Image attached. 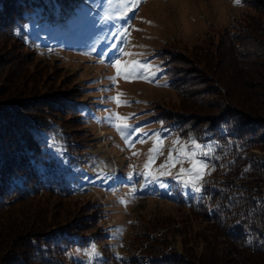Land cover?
Wrapping results in <instances>:
<instances>
[{
    "label": "rangeland",
    "instance_id": "1",
    "mask_svg": "<svg viewBox=\"0 0 264 264\" xmlns=\"http://www.w3.org/2000/svg\"><path fill=\"white\" fill-rule=\"evenodd\" d=\"M67 1L70 7L61 9L44 0L49 11L44 13L38 9L25 15V22L15 31L19 41L8 39L0 43V55L7 52L12 62L5 76H0L3 78L0 80L1 99L18 100L21 90L24 94L21 98H32L35 104L45 105V109L37 112L38 120H43L45 127L36 130V137L40 139L37 148L43 149L34 154L31 162L35 165H21L23 172L12 176L11 181L19 182L14 186L19 194L20 184L30 179L25 168L34 166L41 172H36L35 182L40 180L45 191L52 189L51 192L34 193L10 210L15 208L12 213L24 214V217L35 214L37 228L50 223H61L64 227L76 223L80 224L78 228L85 227L81 232L67 231L76 239L64 242L66 264H74L75 259L83 264H127L124 262L127 259L125 246L142 239L139 231L154 232L157 227H162L163 234L154 232L153 235L162 237L179 252L191 247L199 252L204 244L203 235L191 242L187 236L206 233L209 225L201 214L189 208L193 202L209 200L216 209L221 197L185 190L173 176L161 177L169 189L155 184L144 186L138 175L131 181L127 178L133 174V166L135 173L144 171L149 149L154 147L157 135L163 141V155L155 160L154 168L165 163L173 140L194 137L190 131L196 127L195 119L187 123H184L185 118L178 123L169 121L172 113L185 112V107L181 96L169 86L161 52L168 49L166 51L189 55L190 50L205 39L216 40L220 29L228 27L249 9L241 0L239 3L236 0H147L129 13L128 20L99 22V10L94 9L89 0ZM123 27H128L130 33L126 38L128 43L110 34ZM113 42L117 48L123 47L133 54L122 57V63L133 59L158 68L154 78L150 82L137 80L132 83L118 79L113 85L108 77L115 75V69L108 67L107 62L119 53L112 49L105 57V64L98 62L100 53L109 49ZM93 46L96 51L91 56L84 55ZM4 61L1 62L0 57V64H10ZM120 92L126 93L123 99H127L130 106L117 108L110 102L109 98ZM67 99L78 102L74 110L65 106ZM105 109H113L122 116L134 114L130 124L138 132L130 137L131 148L104 121L109 115ZM196 140L211 146L210 155L199 158L209 165V174L204 176L201 187L205 183L222 181L220 173L224 165L220 167L213 162L215 146ZM21 147L16 158L21 155ZM252 153L264 159L263 152L253 150ZM184 167L191 166L185 164ZM179 168L177 165L171 169L173 175ZM137 180L140 182L136 183ZM77 234L85 237L79 238ZM251 241L252 236H249L248 242ZM93 243L100 257L89 262L87 250ZM144 243L154 245L151 239ZM141 250L144 249L138 248L133 254L140 262Z\"/></svg>",
    "mask_w": 264,
    "mask_h": 264
},
{
    "label": "trees",
    "instance_id": "2",
    "mask_svg": "<svg viewBox=\"0 0 264 264\" xmlns=\"http://www.w3.org/2000/svg\"><path fill=\"white\" fill-rule=\"evenodd\" d=\"M241 1L252 12L245 11L241 18L220 29L216 40L205 39L189 55L168 49L161 52L169 86L181 96L185 107V112L172 113L169 121L178 123L185 118L187 123L195 119L196 127L190 134L212 143L213 162L224 165L222 181L205 183L202 188L206 196L212 193V197H221L219 206L214 209L211 201L201 200L189 208L201 214L209 226L206 233L187 238L191 242L203 235L204 244L199 252L192 244V249L179 252L162 237L153 235H162V227L154 232L139 231L142 239L136 240L133 247L125 246L127 264H264V159L252 153H264V0ZM49 4L61 9L70 7L67 0H49ZM38 9L49 11L44 0H0V43L19 41L16 29L25 22V15ZM8 55H0L1 62L10 63L0 64L3 77L12 64ZM22 92L15 101L0 97V264H66L64 242L76 239L67 231L81 232L85 227L50 223L37 228L35 214L24 217L12 213L15 208L10 210L34 193L52 191H45L40 180L35 182L36 172H41L34 166L25 168L30 179L20 184L19 194L14 188L19 182L11 181L12 176L23 172L21 165H35L31 162L34 154L43 149L37 148L40 139L36 130L45 127L37 118L45 105L21 98ZM75 103L67 99L65 106L74 110ZM20 147L21 155L16 158ZM51 227L55 230L49 231ZM249 236L253 241L248 242ZM150 239L154 245L144 243ZM138 248L144 249L141 262L133 256ZM74 264L83 263L75 259Z\"/></svg>",
    "mask_w": 264,
    "mask_h": 264
},
{
    "label": "snow or ice",
    "instance_id": "3",
    "mask_svg": "<svg viewBox=\"0 0 264 264\" xmlns=\"http://www.w3.org/2000/svg\"><path fill=\"white\" fill-rule=\"evenodd\" d=\"M92 3L93 8L99 10V22L107 21H117V20H128L129 13L134 9H137L141 4L146 3L147 0H89ZM239 3V0H236ZM90 15H95V13H90ZM146 23H151L150 21H145ZM19 34V33H17ZM112 36L120 37V39L128 43L130 42L126 38L129 37L130 33L128 27H123L120 31L110 33ZM115 49L119 56L115 59L109 58L107 66L115 69V75L108 77V79L116 84L118 79H123L125 82L132 83L137 80H145L150 82L154 78L155 72L158 68H154L151 63H141L138 60L129 59L122 63V57L132 56V53L127 52L123 47L117 48L115 42H113L109 49L100 53L98 57V62L100 64H105V57L108 51ZM96 51L95 46L92 47L90 52L84 53V55H89ZM107 91H112V89H107ZM126 93L120 92L117 96L110 97L111 103L116 104L117 108L128 107L130 103L127 99H123ZM109 113L107 117H104V121L113 127L125 143L131 148L133 146L130 137L135 135L138 130L131 126L130 120L134 114H129L128 116H122L113 109H105ZM95 118V117H93ZM99 122V121H98ZM144 141H141L143 143ZM163 141L157 135L154 147L149 149L147 161L144 164V171L141 173H135V168L133 166V174L128 176V180H134V176L138 175L142 177L144 186L148 184H155L160 188L169 189V185L161 180L164 176H173L180 186L185 189H191L193 193H200L202 191L201 183L205 175L209 174V165L200 157L209 156L211 153V146H205L197 142L195 137H190L188 140H182L176 138L173 140V148L169 150L168 157L164 164L160 165L158 168H154L155 160L163 155ZM207 147V151L205 148ZM133 155H139V153H133ZM188 164L191 167L185 168L184 165ZM180 165L179 172L173 175L171 169ZM214 170V169H213ZM139 183L140 181H135ZM132 191L135 192L136 188L133 187ZM170 194V193H169ZM187 194V193H185ZM89 257V262L96 260L100 257V253L96 248L95 244H91L87 250Z\"/></svg>",
    "mask_w": 264,
    "mask_h": 264
}]
</instances>
